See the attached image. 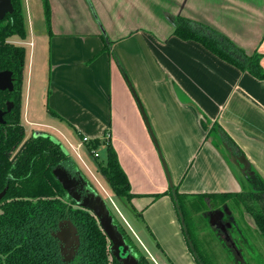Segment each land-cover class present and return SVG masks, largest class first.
<instances>
[{"label":"crops","instance_id":"crops-1","mask_svg":"<svg viewBox=\"0 0 264 264\" xmlns=\"http://www.w3.org/2000/svg\"><path fill=\"white\" fill-rule=\"evenodd\" d=\"M243 1L90 0L96 19L87 0H49L51 33L46 20L38 36L30 26L23 40L30 59L22 117L82 141L103 140L110 132L135 195L130 204L152 233L161 264H199L168 193L163 158L179 192L205 196L214 211L220 206L207 195L253 186L234 161L235 151L264 179V78L174 34L180 14L203 22L250 54L258 51L264 68L261 12L246 7L240 17L223 10ZM36 53L42 62L33 85ZM25 129L28 135L40 131ZM245 222L257 231L252 215Z\"/></svg>","mask_w":264,"mask_h":264},{"label":"trees","instance_id":"trees-1","mask_svg":"<svg viewBox=\"0 0 264 264\" xmlns=\"http://www.w3.org/2000/svg\"><path fill=\"white\" fill-rule=\"evenodd\" d=\"M12 2L14 12L0 20V71L11 70L15 78L13 91H0V108L6 111L5 123L0 124V191L7 188L0 201V264H121L112 254L111 241L99 219L91 211L77 206L53 173L54 168L59 165L71 170L78 169L73 157L52 135L44 133L36 136L33 133L28 136L22 124L24 70L28 51L24 44L15 39L25 40L28 29L22 1ZM44 3L51 33L50 3L49 0H44ZM174 21V34L179 38L200 42L221 59L260 79L264 78L262 55L258 51L248 54L224 33L181 14ZM8 102L13 103L10 111H7ZM225 139L229 146L235 148L230 137L226 136ZM83 142L95 157L97 147L106 145L107 164L97 162L99 171L115 196L131 203L135 195L113 147L110 132L105 133L103 140ZM248 179L253 184L254 191L207 196L220 207L223 204L221 199L225 204L232 200L238 206L242 205L254 217L256 232L264 235V179L255 171L248 174ZM168 193L174 199L178 215L177 205L182 211L188 228L187 241L189 244L190 239L195 247L191 250L197 262L217 264L212 254L204 249L203 243L198 241L195 227L193 228L191 211L199 204L191 202L190 197L180 193L175 185L170 186ZM204 197H198L202 205L199 207H207ZM179 218L181 220L180 215ZM66 221L74 225L79 237L76 254L69 262L64 259L63 244L57 236L61 224ZM122 233L125 235L124 231ZM125 239L129 243L126 235ZM139 258L141 264H149L144 255Z\"/></svg>","mask_w":264,"mask_h":264},{"label":"rangeland","instance_id":"rangeland-1","mask_svg":"<svg viewBox=\"0 0 264 264\" xmlns=\"http://www.w3.org/2000/svg\"><path fill=\"white\" fill-rule=\"evenodd\" d=\"M21 1L26 17L28 35L31 26L32 29L35 30L36 36H38L41 30L46 27V8L44 0H29V13L26 0ZM87 1L90 4L94 17L97 19V15L95 14L90 0ZM225 7L227 8L223 9L225 12L229 13L232 16L238 15L240 17L243 16L244 13H247L246 7L249 8L248 11L250 13L254 10L257 12L259 11L261 12L263 17L262 23H264V0H247L243 2H235L234 4H229ZM250 8H253V10H250ZM229 14L224 13L225 16H230ZM254 17L257 19L259 17V14L254 13ZM254 26L258 28L259 25L258 23H255ZM247 30L246 32H251L250 28ZM24 46L28 51L26 60L27 62L24 70L25 80L23 92L25 96L26 82L29 70L30 47L26 46L25 44ZM246 52L250 54L248 51ZM32 60L34 61L32 75L34 79L33 85H35V79L41 71L40 69H38V66H40L42 62V57L40 59L38 53H36L34 59ZM32 91L33 106V94L35 92V86L33 87ZM22 118V123L29 131L31 130V128H33L35 130H40L44 133L52 135L54 139L62 144L69 155L73 157L84 178L89 181L93 189L98 194L102 195V197L106 200L108 206L110 207L111 213L115 218V222L120 226L121 230L124 231L126 237L128 238L129 244L131 245L133 252L137 255V257H139L140 255H144L147 258L149 264H161L157 259L154 245L151 246L153 242L152 233H149L146 230L143 220L140 218V214L137 215V213L133 211L132 205H130V203H128V201H126L124 198L115 196V194L111 190L109 183L99 171L97 162H100L101 164H107L108 151L106 145L101 144L97 147V157H95V155H92V153L87 150L85 143H83V141L78 137H70V135H68L66 131L58 129L56 127H48V125L31 126L24 119V116ZM28 136H30V134ZM78 142H81L84 145L80 146ZM70 143L74 147L71 146ZM249 183L251 185V182ZM251 186L250 189H247V191H254V187ZM190 200H192L191 202L195 201V203L199 204L198 207H195L197 210H190L193 214L192 224L193 228L195 227L194 230H196L197 239L199 242H201V244L203 243L204 249L212 254L217 264H264V235H261L260 233L247 226L245 222V216L251 214H247L242 205L238 206L237 204L232 202V200L228 201L227 204H225L223 199H221V203L223 204L221 205L220 210L225 211V209H227L228 211L227 214H225V217H223L222 219V224L220 223V225L216 222V227H212L211 220L213 219V221H219L220 219V217L215 216V212L218 211L210 210V207H208V205L206 208L199 207L202 205L198 198L191 197ZM228 212L233 214L229 215ZM222 225L227 227V235L223 231L224 229L222 230ZM64 226H67V224H65ZM66 253H69V251H67Z\"/></svg>","mask_w":264,"mask_h":264},{"label":"water","instance_id":"water-1","mask_svg":"<svg viewBox=\"0 0 264 264\" xmlns=\"http://www.w3.org/2000/svg\"><path fill=\"white\" fill-rule=\"evenodd\" d=\"M14 12V5L12 0H0V20H3L7 14ZM14 73L11 70L0 71V91H13L15 84ZM13 106L12 102H8V109L10 111ZM6 111L0 108V124L5 123ZM151 133L152 129L150 127ZM44 132L35 131L34 135H43ZM46 134V133H45ZM154 140H157L153 134ZM54 138V137H53ZM56 140V139H55ZM158 144V143H157ZM64 148V147H63ZM65 150V148H64ZM232 152V148L229 147ZM66 151V150H65ZM234 161L241 166L242 172L246 175L252 174L251 164L244 154H232ZM163 165L169 178L170 186H174L172 181L168 165L163 158ZM53 173L55 177L62 184L63 188L67 191L68 195L77 206L91 211L100 221L101 227L107 234L109 240L111 241V251L112 254L118 259L121 264H141L140 258L133 252V249L125 239V235L119 228V225L115 222V218L111 213L110 207L108 206L106 200L102 195L98 194L95 190H92L88 184V181L79 171L77 175L72 174L66 167L59 165L54 168ZM86 191L85 193H83ZM7 192V188L0 191V201L3 199ZM179 215L181 216L182 225L184 226V231L188 236V228L185 226V219L183 217L182 211L177 205ZM226 211H228L226 209ZM217 217L224 216L225 211H218ZM230 213V212H228ZM67 224V226H64ZM211 224L215 226L214 221L211 220ZM222 229L226 230V227L222 225ZM58 238L61 240L62 252L65 261L69 262L72 260L76 254V250L79 246V237L77 235V230L70 221H66L61 224V229L57 233ZM189 245L192 250L195 249L192 241L189 239ZM69 251V253H66Z\"/></svg>","mask_w":264,"mask_h":264},{"label":"flooded vegetation","instance_id":"flooded-vegetation-1","mask_svg":"<svg viewBox=\"0 0 264 264\" xmlns=\"http://www.w3.org/2000/svg\"><path fill=\"white\" fill-rule=\"evenodd\" d=\"M72 174H75V175H77V173L80 171V169L78 168V169H74V170H71V169H68ZM88 184H89V186H90V188L92 189V190H94L93 189V187H92V185L90 184V182L88 181ZM86 191H84L83 193H85ZM215 216L217 217L218 216V213L217 212H215ZM217 220V219H216ZM215 225H216V221H215ZM226 234V233H225ZM227 235V234H226Z\"/></svg>","mask_w":264,"mask_h":264},{"label":"built area","instance_id":"built-area-1","mask_svg":"<svg viewBox=\"0 0 264 264\" xmlns=\"http://www.w3.org/2000/svg\"><path fill=\"white\" fill-rule=\"evenodd\" d=\"M19 43H24L23 41H19ZM26 43V42H25ZM31 47H33L34 43L31 41V42H27ZM88 138H83V141H87ZM84 143V142H83ZM83 143H80L79 145L81 146ZM71 146H73L71 143H70ZM74 147V146H73ZM97 157V156H96Z\"/></svg>","mask_w":264,"mask_h":264}]
</instances>
